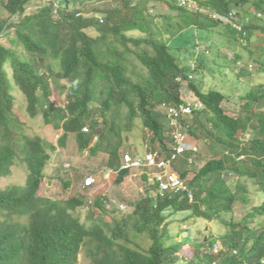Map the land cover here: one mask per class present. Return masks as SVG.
Segmentation results:
<instances>
[{"label": "trees", "instance_id": "1", "mask_svg": "<svg viewBox=\"0 0 264 264\" xmlns=\"http://www.w3.org/2000/svg\"><path fill=\"white\" fill-rule=\"evenodd\" d=\"M31 1L5 0L0 11V37L10 43H0V178L16 167L26 171L24 184L0 186V264H78L85 247L91 264H261L264 230L252 235L249 220L228 221L222 214L237 201L223 176L228 170L258 178L264 191V0H197L199 9L178 0H119L104 9L103 0H59L57 15L52 0L28 14ZM90 4L97 6L88 12ZM234 9L242 31L213 18ZM17 90L25 107H16ZM55 94L65 95V103L58 104ZM186 101L205 106L188 120V130L212 154L193 177L191 152L174 164L195 189L196 203L182 193L155 195L156 186L144 180L126 211L96 195L94 207L112 217L91 221L76 214L89 200L42 194L54 153L67 148L71 137L81 151L109 152L116 183H124L131 172L122 168L120 143L113 140L121 137L108 118L114 106L125 105L129 121L142 120L153 134L152 148L170 156L177 127L167 107ZM227 102L239 104L241 113L228 114ZM26 117L63 130L58 144L30 134ZM85 126L91 131L84 132ZM248 133L250 143L242 145ZM242 153L251 162L238 161ZM236 188L247 191L243 182ZM169 210L187 211V219L223 221L230 229L221 236L207 232L206 240L190 227L175 241L165 229ZM254 210L253 217L264 214V202ZM217 241L222 247L214 252Z\"/></svg>", "mask_w": 264, "mask_h": 264}, {"label": "rangeland", "instance_id": "2", "mask_svg": "<svg viewBox=\"0 0 264 264\" xmlns=\"http://www.w3.org/2000/svg\"><path fill=\"white\" fill-rule=\"evenodd\" d=\"M5 0H0V11H4L2 7V3ZM119 0H103L100 4L102 9L113 7L116 2ZM50 2V0H32L28 7L27 13L32 14L37 12L43 5ZM97 6L95 4L88 5L85 10L91 12L92 9ZM155 12H157L158 8L155 7ZM4 15H7L4 12ZM223 29V30H222ZM220 31L223 33L224 28H220ZM132 35H143L141 33H137L136 31H131ZM217 35V34H216ZM218 36V35H217ZM220 38H217L219 40ZM212 41V40H211ZM0 43H5L10 45L8 40L4 37H0ZM223 59V58H222ZM220 72H225L223 68H226L223 63L220 64ZM138 69L141 70L139 66ZM146 75H148L147 68H144ZM17 96V104L16 107H25V96L21 94L18 90L16 92ZM55 101L58 104L65 103V95L55 94ZM225 109L229 111L231 114H239L241 113V106L235 102H227L225 104ZM118 115L116 114V112ZM129 110L125 105H121V108L118 106H114L110 115H108L109 121L112 124L115 122V129L118 131L121 130V137L117 135L114 137V141L116 143H120L119 151L123 153L124 151L134 150L145 153L146 150L152 148V137L153 134L149 130L147 131L144 128L143 122L140 119H135L133 121L128 120ZM120 116V118H119ZM236 116V115H235ZM28 132L30 134H41L44 138L53 141L54 143H58V139L61 135V131L53 128V126H47L43 123L42 118L38 117L36 119H31L26 117ZM112 126V125H111ZM110 126V127H111ZM131 126V128H129ZM115 133V132H114ZM75 137H72L69 140V144L67 148H60L59 151L55 152L51 163L48 166V174L49 177L42 185V194L51 195L55 199L59 201H64L69 197L76 196L80 197L84 201L90 200V197L85 193L82 189V183L87 175L95 174L98 182L97 189L92 191L90 195H103L102 193L108 194L111 199L122 200L124 203L128 204L132 201H135L139 194L143 192V188L145 186L142 184L143 182L139 177L132 175L128 177L123 184L116 183L115 175L113 174L109 179L106 178V172L103 170L107 165V160L109 159V154L104 151L98 152V154H91L89 150L81 151L78 148L77 142L74 140ZM200 143V154L195 158V162L192 164V172L190 177H193L195 171L198 170L204 163L207 161L212 154L207 150L203 143ZM249 144L250 142H246ZM154 147V146H153ZM63 164H70L69 167ZM95 172V173H94ZM51 179L53 182H51ZM26 180V171L25 169H21L20 167H16L14 169V174L10 177L0 178V186L5 188L12 184H24ZM246 183L249 187L248 193V201L244 202L239 200L233 207L234 212H230L229 214L223 213L222 217L226 220L231 219L232 216L235 217L236 221H240L251 209L253 205H257L263 202L264 200V192L261 190L259 185L254 182L253 179L246 180ZM142 188V189H141ZM116 201V200H115ZM80 211L76 212V214H81V218L83 220L87 219L88 215H90L91 221L94 220H111V212H104L99 207H80ZM127 209H125L126 211ZM188 212L184 211H168V221L165 226L168 232L172 235V240L181 241L183 238V233L188 231L191 227L190 233L196 235V227L200 229V232L197 233L198 236L207 235L208 233H213L214 236H219L225 234L226 229H230V226L225 225L223 221L213 220L209 222L203 218L193 217L192 219H187ZM195 218V219H194ZM264 220V217L258 219L255 222V228H259L260 221ZM187 225V228H186ZM207 226L209 228H207ZM185 239V238H184ZM150 241L148 239L144 240V246H149ZM86 247L82 249L79 254V263L78 264H91V259L87 256Z\"/></svg>", "mask_w": 264, "mask_h": 264}, {"label": "clouds", "instance_id": "3", "mask_svg": "<svg viewBox=\"0 0 264 264\" xmlns=\"http://www.w3.org/2000/svg\"><path fill=\"white\" fill-rule=\"evenodd\" d=\"M52 1L54 3V6H55V10L54 11H55V13L57 15V8L60 7V2H59V0H52ZM195 1L197 2V8H192V9H199L200 8L199 2L197 0H195ZM56 3H57V6H56ZM151 11L154 12L155 9L152 7ZM202 11H204V9ZM237 16H239V12L236 9L232 10L229 15H223V14H217V13L213 14V18L214 19H216V18L217 19H221V21H223L225 24H229L234 29H236L238 31H242L243 27L240 25ZM259 17H263L264 18V14L263 13H259ZM246 43H247V41H246ZM228 56H229V59H232L234 57L233 51H230L228 53ZM164 106H165V104H164ZM204 107L205 106H204V104L201 101H196V102L186 101V102H183V103H181V104H179L177 106L167 107V109H168V111L170 113V123H171L172 126L177 127V134H176V137H177V141L176 142H177V144H176L175 149L173 150V152H172V154L170 156L169 155L162 156L161 152L159 150H156V149H153V148L146 150L145 153H143V154H142V152L134 151V150H130V149L128 151H124L123 153H120L122 155V157H123L122 168L130 169V172H131L125 178V180L128 177H131L132 175H135V176L139 177V179H141V181L147 180V181H144L146 184H148L150 186H156V191L157 192L155 191V195L159 194L161 196H166L168 191H169V193H171V192L182 193L183 197H185L190 203H196L197 202V197H196L195 189L191 186L189 181H186L180 175L179 171L174 167V164H175V161H177V159L181 155H183V154L186 155L188 152H191L192 155L189 158V165L192 166V164L195 162V158L200 154V144L198 143V141L196 139H194V138L192 139L191 135L189 134L188 128L190 126H192V123L189 122L188 120L192 119L194 117L195 113L198 112V111L203 110ZM173 110H175L176 113ZM226 111H227L228 114H230L228 110H226ZM230 115H233V114L231 113ZM58 131L62 132L61 135L64 133L63 130H58ZM83 131L84 132H90L91 131L90 126H85L83 128ZM70 135H72V134H70ZM180 135H182L184 137L183 141H180V139H179ZM98 138H99L98 136L95 137V140H94L93 144H95V142L98 140ZM251 138H252V136H251L250 133L246 134V136L244 137V140L241 142V144L245 145L246 142H250ZM59 139H60V137H59ZM182 144H185L187 147H186V149L183 152H179V147ZM60 148H63V147H60ZM86 150H89L91 154H98V152L103 151V150H100L97 153H92L90 148L85 149L83 151H86ZM104 152L109 154V159L107 160V165L103 169L106 172V178L109 179L111 176H113L114 173H116V175H117L118 172L110 164V161H111L110 153L107 152V151H104ZM225 153L228 154V155H232L233 154L231 151H226ZM128 154L131 155L133 159H141V160H143L144 164L141 167L126 166L127 165L126 155H128ZM150 154H153V155L156 156V159L158 161V165H159V163L161 161H165L167 163V165L164 168H161L158 165H150L149 162H148V159H147V156L150 155ZM174 155H177V156L174 157ZM207 161H205V163ZM238 161H242V162L249 161V162H251L250 155L242 153L241 155L238 156ZM65 165L66 164H63V166H65ZM66 166L69 167L70 164H67ZM145 174H147V177L145 176ZM159 174L163 175L164 179H166V180L167 179L169 180V176L173 175V174L178 176V177H180L188 185L189 191H176L173 188H168V189L162 190L161 189V185H160V181L158 179V175ZM94 175L93 174L87 175L85 177V179H84V182L82 183V189H84L85 191L88 190L85 194L88 195V197H90L89 201L91 202V204L93 203V199H94V197L96 195H94L95 193L93 194V196L90 195V194H91L92 191H95L97 189V185L96 184L98 182L96 176H94ZM223 176L227 180L229 187L232 190H234L235 192H237V201H236V203L239 200L247 202L248 201L249 187H248V185L246 183V180L253 179V178L240 177L235 172L229 171V170H228V172H225L223 174ZM125 180H124V182H125ZM253 180L261 188V186L259 184V179L258 178L255 179L254 178ZM115 181H116V179H115ZM51 182H53V181L51 180ZM238 182H243L246 185L247 191H245V194L243 192L236 191L237 190L236 185H237ZM261 190H262V188H261ZM190 192L193 194V197L190 196ZM102 194H103L102 196H108V194H106V193H102ZM109 198H110V196H109ZM111 200L115 204L119 205L121 207V209H124V210L127 209V204L124 203L123 201H120V200H118L116 198L115 199H111ZM263 202H264V200H263ZM262 203L257 204V205H253L251 207L250 211L239 221V222H242L245 218L250 221L251 224H250L249 232L252 235L254 233H261V231L264 230V220H262V219L260 221L259 228H255L254 227L255 226V222L258 221V219L264 217V214H257L255 217L252 216V211H255L254 209H256L257 207L261 206ZM90 205H87V208H89ZM92 207H94V205ZM203 208L205 209L206 206L204 205ZM230 212H234V210L232 209ZM229 213H226V214H229ZM228 221H236V220H235V217L232 216V218L228 219ZM186 228H187V225H186ZM207 228H209V227L207 226ZM222 235H224V234H222ZM219 236H221V235H219ZM207 239H208V236L206 235V240ZM252 244H253V241H250L249 242V247ZM221 247H222L221 244L217 241L216 243H214L212 249L214 250V252H218L219 250H221ZM234 252L237 254L238 253V249H234ZM260 263L264 264V258L261 259ZM204 264H210V263L209 262H205Z\"/></svg>", "mask_w": 264, "mask_h": 264}, {"label": "built area", "instance_id": "4", "mask_svg": "<svg viewBox=\"0 0 264 264\" xmlns=\"http://www.w3.org/2000/svg\"><path fill=\"white\" fill-rule=\"evenodd\" d=\"M178 3L180 6L187 7V8H197V2L195 0H178ZM57 6V3H56ZM175 113L176 111L173 110ZM183 136L180 135L179 139L180 141H183ZM186 145L182 144L179 147V152H183L186 149ZM177 155H174L176 157ZM148 162L150 165H158V161L156 159V156L153 154H150L147 156ZM126 166H133V167H141L144 162L141 159H133L131 155H126ZM167 165L165 161H161L158 166L161 168H164ZM158 179L160 181L161 189L165 190L168 188H173L176 191H189L188 185L178 176L176 175H170L169 180L164 179V176L159 174ZM190 196L193 197V194L190 192Z\"/></svg>", "mask_w": 264, "mask_h": 264}]
</instances>
